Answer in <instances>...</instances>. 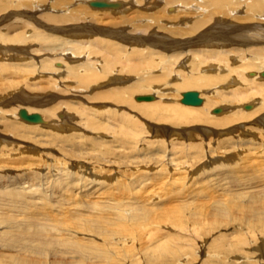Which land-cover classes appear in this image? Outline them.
Instances as JSON below:
<instances>
[{
    "label": "rangeland",
    "instance_id": "374dc122",
    "mask_svg": "<svg viewBox=\"0 0 264 264\" xmlns=\"http://www.w3.org/2000/svg\"><path fill=\"white\" fill-rule=\"evenodd\" d=\"M7 24L8 21L2 22L3 26L0 23V28L6 29ZM25 30L22 28L20 32ZM9 32L12 39L15 32ZM29 32L31 37L32 31L26 35ZM36 44L29 42L25 50L29 53L38 49L40 44ZM117 52L124 59L129 58L127 53ZM251 56L247 61L259 65L257 56ZM93 62L101 67L99 59ZM29 63L0 59V99L4 100L3 104L0 102V115L4 110L10 112L0 116V192L12 189L14 186L10 184H18L14 188L26 193L22 201L10 198L12 202L0 195V264H264V187L233 189L231 178H218L210 170L216 156L223 153L264 152V126L257 119L264 113L215 129L201 123L189 127L170 124L156 119L161 105L156 106L157 110L153 106L133 107L145 102H136L127 95L139 92L135 97H154L151 93L157 92L154 89L162 81L151 80L148 75L143 80L145 86L123 91L127 94H123L124 101L118 109L125 115L113 119L106 113L97 114L110 123L109 127H88V130L81 114L75 112L69 124L76 125L74 129H53L54 132L38 125L25 127L14 117L13 110L21 104L32 109L36 106L13 101V97H32L31 94L35 97L45 85L48 92L42 95L55 92L50 78L55 68L52 72L39 70L40 74L45 73L42 77H30L26 73L32 67ZM6 66L11 67L9 72ZM66 67L62 68L64 72L61 70L64 77ZM118 70L113 77L107 75V82L101 86L118 78L125 85L135 83L137 77L128 79L127 73ZM201 90L196 85L181 92H197L205 101ZM52 95L59 98L55 103L73 99L58 93ZM215 99L205 103H215L211 111L221 109L218 104L224 103ZM255 99V95H249L241 102L242 106L250 107ZM88 106L93 113L99 107L95 99L84 108ZM168 106L185 105L173 101ZM41 108L35 111L42 116ZM199 114L206 117L204 111ZM42 119L49 124L58 118L43 115ZM210 121L219 122L207 120ZM5 122H11V127L4 129ZM203 127L211 131L210 137L199 134ZM186 131H192V139L179 136ZM262 157L259 154L257 160L264 168ZM84 187L90 193L87 198L80 196Z\"/></svg>",
    "mask_w": 264,
    "mask_h": 264
},
{
    "label": "bare ground",
    "instance_id": "6f19581e",
    "mask_svg": "<svg viewBox=\"0 0 264 264\" xmlns=\"http://www.w3.org/2000/svg\"><path fill=\"white\" fill-rule=\"evenodd\" d=\"M5 21L10 25L7 24L6 29L0 28V59L30 62L32 67L26 73L36 78L45 75L44 72L40 74L39 70L46 69L52 72V68L53 70L55 68L50 75L53 79L51 83L55 87V92L52 93L73 98L61 99L55 103L59 98L52 93L42 95L48 92L46 85L40 88L41 97H38L39 94L35 97L33 94L32 97L26 95V98L21 95L13 97V101L25 102L38 109L43 107L41 113L46 118L50 119L53 116L58 118L46 124L42 119L43 115L37 113L35 108L21 107V104L13 110V113L25 127L38 125L39 128L47 127L51 131L53 129L63 131L68 127L74 129L76 125L69 124L70 119L75 118V113L81 114L80 119L84 125L86 124V129L109 127L110 123H106L100 115L97 117V114L106 113L113 119L115 116L125 115L118 109L127 94L123 91L145 86L143 80L148 75H151V80L162 81L154 89L157 92L151 93L154 95L151 97L152 102L138 101V97H143H135L139 92L127 95L136 102H145L133 104V107L145 105L149 108L153 106L157 110L156 106L161 105L162 107L155 113L156 119L169 121L170 124L189 127L188 125L201 123L215 129L214 127L236 125L239 119L246 116L264 113V0H0L1 25ZM22 28L26 29L25 32H20ZM9 30L15 32L12 39L8 34ZM27 31H32L31 37V32L26 35ZM33 36L35 39H32ZM11 41L17 43L6 44ZM36 41L40 47L28 53L25 50L26 45L29 42H34L35 45ZM117 50L127 53L129 58L124 59V55ZM250 54L257 56L259 65L254 64L253 60L247 61ZM255 56L251 57L255 58ZM34 57L40 58L36 60ZM81 58L84 61L81 62ZM95 59H99L101 67L93 62ZM62 66L68 69L66 77L61 73L64 72ZM6 67L9 72L11 67ZM34 67L35 69H32ZM19 69L21 68H14L16 71ZM118 69L127 73L128 79L137 77L135 83L125 85L123 79L121 81L118 78L113 80L114 82L109 79L110 83L102 87L101 85L107 82L105 79L109 74L113 77ZM196 85L201 86V96L204 97L205 94V101L201 100L198 106H182L181 99L184 92L182 94L181 91ZM216 94L220 95L216 96ZM249 95L256 96L255 102L250 107L242 106L241 102ZM94 99L97 100L99 107L97 106L93 113L90 106L87 109L84 106ZM212 99L224 102L216 103L221 109L211 111L215 103L209 105L205 103ZM173 101L174 104L178 103L182 107L170 108L168 105ZM0 102L3 104L4 100L0 99ZM111 104L114 105L112 108L115 111L111 110ZM160 111L162 113L157 116ZM202 111L206 112L204 118L199 114ZM5 112L10 113L4 110L2 112L4 115L1 113L0 116H6ZM28 117L34 118V121L27 120ZM91 117L97 119V122L92 121ZM119 117L123 120V117ZM257 119L258 123L264 126V115ZM207 120L219 122L209 123ZM11 125V122H5L3 127L6 129ZM210 132L203 127L199 134L202 137H210ZM182 135L192 139L193 134L192 131H186L179 136ZM250 152L252 151L239 150L237 154L218 155L219 157L216 156L214 160L215 163H211L214 165L213 170L212 168L210 170L213 174L215 171L214 175L218 178L219 176L231 178L233 182L229 183L233 189L263 188L264 168L257 158L259 154L264 157V152ZM212 173L209 175L211 176ZM10 185L16 187L15 185L18 184ZM14 187L2 188L0 195L7 197L9 202H12L10 198L14 200L21 198L22 201L26 193L19 192ZM89 194L84 187L80 196L87 198ZM16 196L18 197L15 198ZM73 200L72 196L70 201Z\"/></svg>",
    "mask_w": 264,
    "mask_h": 264
},
{
    "label": "water",
    "instance_id": "95a60500",
    "mask_svg": "<svg viewBox=\"0 0 264 264\" xmlns=\"http://www.w3.org/2000/svg\"><path fill=\"white\" fill-rule=\"evenodd\" d=\"M263 76H264V74H263ZM137 100L138 101H151V97H138ZM201 102L202 101L199 98L197 92L188 91V92H185L182 95L181 103L183 105H187V106H198V105L201 104ZM27 120L34 121V118L28 117Z\"/></svg>",
    "mask_w": 264,
    "mask_h": 264
}]
</instances>
